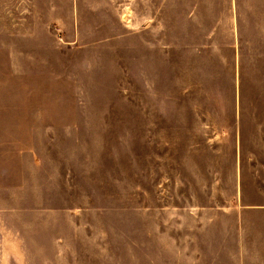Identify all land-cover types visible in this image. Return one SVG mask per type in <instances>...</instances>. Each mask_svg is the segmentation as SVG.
I'll list each match as a JSON object with an SVG mask.
<instances>
[{
    "label": "rangeland",
    "instance_id": "374dc122",
    "mask_svg": "<svg viewBox=\"0 0 264 264\" xmlns=\"http://www.w3.org/2000/svg\"><path fill=\"white\" fill-rule=\"evenodd\" d=\"M133 6L0 0V264H211L264 204V0L239 104L227 29Z\"/></svg>",
    "mask_w": 264,
    "mask_h": 264
},
{
    "label": "crops",
    "instance_id": "0c3cea01",
    "mask_svg": "<svg viewBox=\"0 0 264 264\" xmlns=\"http://www.w3.org/2000/svg\"><path fill=\"white\" fill-rule=\"evenodd\" d=\"M152 1L154 0H132L133 20L136 14L135 5H138L139 12L142 5L145 9L142 14L148 13L150 19ZM193 1L197 10L203 7L211 29L228 30L229 43L234 51L235 97L239 104L244 91L243 82L245 84L247 81V0ZM239 115L238 109L237 118ZM236 220L234 229L231 227L232 222L228 221L226 247L211 255V264H264V204L241 203Z\"/></svg>",
    "mask_w": 264,
    "mask_h": 264
}]
</instances>
